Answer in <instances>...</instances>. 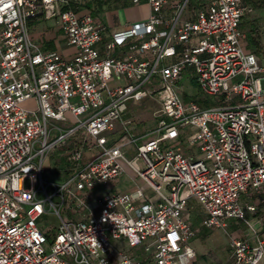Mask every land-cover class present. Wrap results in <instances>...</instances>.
<instances>
[{"label":"built area","instance_id":"built-area-1","mask_svg":"<svg viewBox=\"0 0 264 264\" xmlns=\"http://www.w3.org/2000/svg\"><path fill=\"white\" fill-rule=\"evenodd\" d=\"M177 1L163 18L167 0H147L149 18L114 32L101 56L105 28L77 16L69 0H0V264H191L190 198L202 205L204 228L248 225L249 239L229 235L234 264H264V233L248 220L264 213V66L240 45L251 8L245 0ZM48 17L76 48L73 59L32 40L30 20ZM124 44L129 51L113 56ZM188 70L215 105L181 99ZM148 98L158 106L156 128L136 136L123 116ZM31 99L36 109L21 106ZM50 120L78 126L50 143ZM76 133L65 179L45 178L46 154ZM128 170L143 186L91 195ZM47 213L59 220L55 232L40 227Z\"/></svg>","mask_w":264,"mask_h":264},{"label":"crops","instance_id":"crops-1","mask_svg":"<svg viewBox=\"0 0 264 264\" xmlns=\"http://www.w3.org/2000/svg\"><path fill=\"white\" fill-rule=\"evenodd\" d=\"M69 2L70 5L74 8L77 16L82 17L91 15L98 21L99 24H101L105 28L102 41L97 45V49L101 56L105 55V46L111 41V35L114 32L122 31L132 24L142 23L146 21L152 13L147 0H139L138 2H134V0H69ZM176 3H178L177 0H167V3L165 4L161 12L163 18H169L174 14L173 5H175ZM245 3L251 8V12L245 14L241 19L240 31L242 35L240 38V45L244 52L254 54L257 58L259 66L263 67L264 0H245ZM28 31L32 40L41 48L42 51H54L66 60H71L75 57L77 50L75 47L68 45L66 38L61 30L60 23L56 17L32 19L29 22ZM128 51V44H124L115 48L112 51V55L121 57ZM184 78H188L189 82L192 85L198 87L196 81L194 80L192 70H188L184 74L182 80ZM192 96H187L188 98L185 97L184 99H194L204 108L211 107L216 104L215 100L211 97L205 95L202 97L198 95ZM150 100L154 101V99L148 98L145 102H148ZM132 106L139 107L141 105L129 104L128 110L125 113L129 112ZM113 135L117 136L116 139L120 137L121 124L117 125L116 131ZM125 152L129 157H132L134 155V148H126ZM62 167V172H64V175L55 182H62L68 174L65 158ZM123 176L133 180L135 183L136 180H138L133 179V175L129 170ZM119 180L108 187L107 193L111 192V190L114 189V186L118 183ZM132 188L128 190H131ZM103 195L101 193H98L97 195L92 196L100 197ZM83 215V213H77L76 217H82ZM248 217H250L254 221L257 231L259 233H264V226L258 224L257 222L258 219L264 220V213L259 214V216H257L256 218L252 216ZM42 218L40 220V224L42 223ZM236 221L237 220L235 219H229L226 220L225 223L228 227L230 225L236 224ZM191 224L196 230L195 236L189 241L190 246L194 249L196 254L195 259L191 264H234L231 257L232 251L229 237L225 236V239L223 240V248L221 249L220 242L215 243L212 239L207 240V238L205 237H202L203 240L199 238V235L203 233L199 228L202 227L200 218L196 223ZM202 228L205 229L204 227ZM231 236L242 239L250 238V234L247 236ZM115 245L123 249L127 248L126 243L123 241H116Z\"/></svg>","mask_w":264,"mask_h":264},{"label":"rangeland","instance_id":"rangeland-1","mask_svg":"<svg viewBox=\"0 0 264 264\" xmlns=\"http://www.w3.org/2000/svg\"><path fill=\"white\" fill-rule=\"evenodd\" d=\"M193 3L195 0L192 1ZM242 80L241 76H238L234 78V82H239ZM179 95L182 100H184L187 96L192 95H198L200 97L204 96L202 92L198 89V87H195L189 82L188 78H184L179 82ZM187 95V96H186ZM193 97V96H192ZM188 98V97H187ZM24 108L27 109H36L37 108V102L35 99H31L21 105ZM157 114H158V106L153 101L150 100L148 102H145L144 104H141L139 107L132 106L131 110L127 113H125V117L123 116V119L125 120H131L132 125L130 126V131L135 134L136 136H142L146 133H150L156 128L157 124ZM68 117L71 119L70 115L68 114ZM78 126V123L76 121L70 120V123L68 125L52 121L50 120L48 123V139L49 142H54L58 139L60 134H68L71 130V128H74ZM116 135H111L110 142L114 141L116 139ZM80 139V134L76 133L74 135H69L63 144L57 145V147L51 151H49L43 162V176L49 180L52 181H58L63 175L64 172H62V165L64 162V158L67 154V152L71 149L72 146L78 142ZM39 146L37 145L34 148L33 153H35L38 150ZM92 151H87V156H92ZM140 166L143 168V163L139 162ZM138 184L139 186H143V182L141 180H136V183L127 178V177H121L118 183L114 186V189L111 190V193H124L128 191V189L132 188ZM108 187H99L96 190L92 191V195H97L98 193H101L102 195L107 193ZM51 191L49 190V194ZM53 202L58 205V200L56 198L53 199ZM63 212V210H61ZM203 215V208L200 203L194 198H190L188 200L187 205V211H186V218L190 221V223H196L197 220L202 218ZM248 220L250 221V224L253 226H256L254 224V221L248 217ZM59 220L58 218L52 214L47 213L42 218V223L40 224V227L43 231L51 230L52 232L56 231V226L58 224ZM201 231L203 232L201 235H199V238L202 239V237H205L208 239H212L215 243L220 242L221 243V249L223 248V240L226 237H229V235H242L247 236L250 234V229L248 225L240 220L236 221V224L230 225L226 228L225 233L222 229H215V228H205L199 227ZM203 240V239H202ZM204 240V241H207Z\"/></svg>","mask_w":264,"mask_h":264},{"label":"trees","instance_id":"trees-1","mask_svg":"<svg viewBox=\"0 0 264 264\" xmlns=\"http://www.w3.org/2000/svg\"><path fill=\"white\" fill-rule=\"evenodd\" d=\"M47 237L50 239V235L48 234Z\"/></svg>","mask_w":264,"mask_h":264}]
</instances>
